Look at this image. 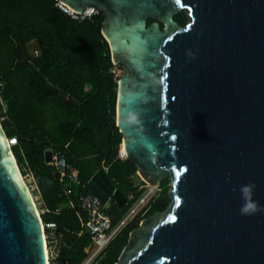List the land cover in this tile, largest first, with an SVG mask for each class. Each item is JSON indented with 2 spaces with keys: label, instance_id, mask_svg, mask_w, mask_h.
I'll return each instance as SVG.
<instances>
[{
  "label": "water",
  "instance_id": "95a60500",
  "mask_svg": "<svg viewBox=\"0 0 264 264\" xmlns=\"http://www.w3.org/2000/svg\"><path fill=\"white\" fill-rule=\"evenodd\" d=\"M57 1L103 15L111 63L126 71L114 106L124 158L147 185L168 179L167 206L128 233L114 264H264V0ZM5 138L0 126V264H45ZM86 186L108 214L125 202L101 169Z\"/></svg>",
  "mask_w": 264,
  "mask_h": 264
},
{
  "label": "trees",
  "instance_id": "16d2710c",
  "mask_svg": "<svg viewBox=\"0 0 264 264\" xmlns=\"http://www.w3.org/2000/svg\"><path fill=\"white\" fill-rule=\"evenodd\" d=\"M57 2L0 0V102L4 107L0 126L7 138L15 139L10 149L19 172L32 176L33 191L44 208L41 222L56 226L60 264H80L86 257L82 248L92 245L77 196L90 192L86 186L90 175L101 169L125 198L120 206L114 201L108 207L111 228L146 186L132 163L116 157L121 145L114 122L117 84L109 47L100 33L103 15L74 19ZM172 19L183 26L187 15L180 10ZM152 21L146 19V25ZM46 151L62 154L76 171L78 183L61 178L52 162H45ZM168 189V179H161L91 264H114L128 233L141 219L167 206Z\"/></svg>",
  "mask_w": 264,
  "mask_h": 264
},
{
  "label": "built area",
  "instance_id": "2783aa9c",
  "mask_svg": "<svg viewBox=\"0 0 264 264\" xmlns=\"http://www.w3.org/2000/svg\"><path fill=\"white\" fill-rule=\"evenodd\" d=\"M56 5L60 10H62L64 13L74 19H82L83 17H88L91 14L97 13L96 10L89 9V12L84 11L78 14L68 10V8L60 2H57ZM32 54L36 55L37 51L35 49L32 50ZM120 68H123V66L119 64H112L111 72L115 81H117V79L121 76ZM8 140H10V146L16 143L13 137L9 138ZM116 157L123 159L124 155L120 154L117 149ZM51 162L57 169L61 178L66 177L71 182L78 183L76 171L71 167L67 166V164L64 162L62 154H51ZM156 188L157 186L147 185L146 190L137 198L135 203L129 208L128 213H126L113 228L110 227L109 215L100 199L90 192L79 193L77 196V203L82 215L81 222L85 229L88 231L92 245L91 249H88L86 247L83 250L84 253H86V257L80 264H91L99 255V253L104 249V247L108 244L115 232L126 221H128L139 210L140 207H142L146 203L148 197L154 192ZM31 189H33V186H31ZM128 198H131V195L128 196ZM131 209L132 211L130 212ZM55 229L56 226L53 222L42 223L44 243L46 246V264H60L58 260L59 236L56 233Z\"/></svg>",
  "mask_w": 264,
  "mask_h": 264
},
{
  "label": "bare ground",
  "instance_id": "6f19581e",
  "mask_svg": "<svg viewBox=\"0 0 264 264\" xmlns=\"http://www.w3.org/2000/svg\"><path fill=\"white\" fill-rule=\"evenodd\" d=\"M68 10H70V11H73L72 9H70L69 7H68ZM86 12H89V9H87L86 10ZM5 140V143H6V145H7V148H9V140L7 139V138H5L4 139ZM120 148H119V153L120 154H123L124 155V147H123V145L121 144L120 146H119ZM9 151V150H8ZM10 153V156H12V154H11V152H9ZM18 175H19V177H20V179H21V181H22V184H23V186H24V188H25V191H26V193H27V196H28V198H29V200H30V203H31V206L33 207V209L35 210V212H36V214H38V210H37V208H36V206H35V204H34V201H33V197H32V195L30 194V191H29V189H28V187H27V185H26V183H25V181L23 180V177H22V175L20 174V173H18ZM152 188V187H151ZM150 188V189H151ZM132 211V209L130 210V212ZM129 212V213H130ZM40 227L42 228V222H41V220H40ZM41 238H42V243H43V247H44V253H45V264H46V246H45V243H44V233H43V231H42V229H41Z\"/></svg>",
  "mask_w": 264,
  "mask_h": 264
},
{
  "label": "rangeland",
  "instance_id": "374dc122",
  "mask_svg": "<svg viewBox=\"0 0 264 264\" xmlns=\"http://www.w3.org/2000/svg\"><path fill=\"white\" fill-rule=\"evenodd\" d=\"M183 11H184V13L186 14V10L183 9ZM187 19H188V17H187ZM125 74H126V71L124 70V68H120V75L122 76V75H125ZM3 109H4V107H3L2 103L0 102V112L3 111ZM1 118H2V117H0V119H1ZM22 177H23V180L25 181V183H26V185H27V187H28V189H29V191H30V194H31L32 197H33V201H34V204H35V206H36V208H37V210H38V213H40L41 208L39 207V204L37 203V200L35 199V194H36V193L33 191V189H31L32 183H31L30 177H29L27 174H22ZM145 185H146V188H147V184H146V183H145ZM134 203H135V202H134ZM134 203H132L131 206H132Z\"/></svg>",
  "mask_w": 264,
  "mask_h": 264
},
{
  "label": "clouds",
  "instance_id": "9594fccd",
  "mask_svg": "<svg viewBox=\"0 0 264 264\" xmlns=\"http://www.w3.org/2000/svg\"><path fill=\"white\" fill-rule=\"evenodd\" d=\"M9 139V138H8ZM10 142V140H9ZM254 187V185H245L241 188V193L243 195V197L246 199H248V197L250 196V188ZM255 205L253 203H247L245 204V206L242 208V212L247 213L249 211V209H254Z\"/></svg>",
  "mask_w": 264,
  "mask_h": 264
},
{
  "label": "crops",
  "instance_id": "0c3cea01",
  "mask_svg": "<svg viewBox=\"0 0 264 264\" xmlns=\"http://www.w3.org/2000/svg\"><path fill=\"white\" fill-rule=\"evenodd\" d=\"M51 163V162H50ZM27 175L30 177V180H31V183H32V186H33V189H35V184H34V182H33V179H32V176H31V174L30 173H27ZM134 181H136V179H134ZM68 183H66V186H69V185H67ZM146 186V185H145ZM36 194H35V199L37 200V203L39 204V207L41 208V211H40V213H42L43 211H44V208H42L41 206H40V199H39V195H38V193L37 192H35ZM131 194L130 193H128V195H127V198H128V196H130ZM113 200L111 199V201H110V205L111 204H113ZM114 208H116V207H114ZM40 213H39V215H40ZM109 215V214H108ZM110 217V216H109ZM40 218V217H39ZM86 247H83L82 248V251L85 249ZM84 252V251H83Z\"/></svg>",
  "mask_w": 264,
  "mask_h": 264
},
{
  "label": "snow or ice",
  "instance_id": "6c2138e0",
  "mask_svg": "<svg viewBox=\"0 0 264 264\" xmlns=\"http://www.w3.org/2000/svg\"><path fill=\"white\" fill-rule=\"evenodd\" d=\"M173 139H174V137H173ZM176 218L174 217V216H170L169 217V220H172V221H174Z\"/></svg>",
  "mask_w": 264,
  "mask_h": 264
}]
</instances>
